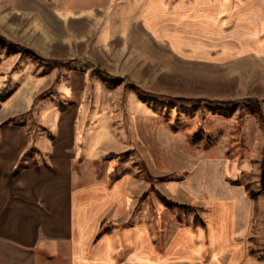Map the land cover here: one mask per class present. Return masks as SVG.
I'll return each mask as SVG.
<instances>
[{
    "label": "rangeland",
    "instance_id": "1",
    "mask_svg": "<svg viewBox=\"0 0 264 264\" xmlns=\"http://www.w3.org/2000/svg\"><path fill=\"white\" fill-rule=\"evenodd\" d=\"M163 1L169 33L191 35L173 18L181 0ZM140 11L130 0H0V123L51 136L47 120L71 111L98 174L126 178L118 227H143L162 252L180 229H206L218 175L245 188L264 258V58L217 59L215 45L208 57L194 45L176 50Z\"/></svg>",
    "mask_w": 264,
    "mask_h": 264
},
{
    "label": "crops",
    "instance_id": "2",
    "mask_svg": "<svg viewBox=\"0 0 264 264\" xmlns=\"http://www.w3.org/2000/svg\"><path fill=\"white\" fill-rule=\"evenodd\" d=\"M130 1L148 29L172 35L176 50L194 45L208 57L215 45L217 59L264 58V0H181L185 10L173 18L191 35L169 33L165 1ZM52 117V135L35 138L22 122L0 123V264H264L253 248L255 201L219 175L206 190V229H180L166 251L149 244L143 227H118L128 215L126 178L98 174L96 151L78 144L71 111Z\"/></svg>",
    "mask_w": 264,
    "mask_h": 264
},
{
    "label": "trees",
    "instance_id": "3",
    "mask_svg": "<svg viewBox=\"0 0 264 264\" xmlns=\"http://www.w3.org/2000/svg\"><path fill=\"white\" fill-rule=\"evenodd\" d=\"M17 46V45H15ZM261 184H262V189L264 190V164L262 165V168H261ZM254 198H256V194L253 193L252 195Z\"/></svg>",
    "mask_w": 264,
    "mask_h": 264
}]
</instances>
